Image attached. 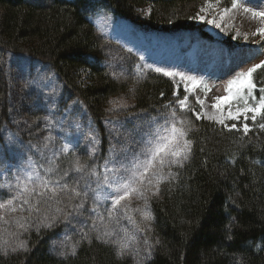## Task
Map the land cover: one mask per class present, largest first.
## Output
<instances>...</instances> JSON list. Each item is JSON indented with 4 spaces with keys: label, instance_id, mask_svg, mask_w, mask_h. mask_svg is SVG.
Returning a JSON list of instances; mask_svg holds the SVG:
<instances>
[{
    "label": "trees",
    "instance_id": "16d2710c",
    "mask_svg": "<svg viewBox=\"0 0 264 264\" xmlns=\"http://www.w3.org/2000/svg\"><path fill=\"white\" fill-rule=\"evenodd\" d=\"M203 1L0 0V143L12 114L7 55L25 53L50 65L70 99L86 107L102 135L105 156L109 140L104 122L110 101L134 89V111L155 114L183 98L184 92L173 79L155 71L136 85L132 78L118 82L106 65V44L111 42L98 34L95 20L110 15L149 31L198 32L211 39L194 22ZM222 4L229 7L230 0ZM84 57L95 60L85 63ZM252 79L259 99L264 68ZM241 94L247 95L246 90ZM184 114L191 128L190 159L181 168L173 166L175 178L161 183L159 194L149 200L153 219L147 239L153 250L143 264H264V130L259 128L264 120L251 121L245 134L193 112ZM60 220L37 230L40 218L33 216L26 231L12 229L28 239L29 247L26 252L0 254V264H136L133 256L119 257L114 245L90 237L78 241L75 256L54 255L50 241L63 231Z\"/></svg>",
    "mask_w": 264,
    "mask_h": 264
},
{
    "label": "rangeland",
    "instance_id": "374dc122",
    "mask_svg": "<svg viewBox=\"0 0 264 264\" xmlns=\"http://www.w3.org/2000/svg\"><path fill=\"white\" fill-rule=\"evenodd\" d=\"M211 3L213 4L211 8L207 6L206 0L197 6L194 15L195 25L201 27L214 40L231 44L236 48L232 54H228L223 45L211 43L199 36L198 33L172 35L146 31L137 25L113 18L110 15H104L95 20L98 34L111 42L110 45L105 43L107 46L106 65L110 74L118 82H128L132 78L136 85L135 82L137 83L155 68L182 72L196 77L199 81L198 86L193 89L190 81H181L179 76L169 77L173 79L177 87H182L183 92L185 87L189 89L184 110L180 109L177 100L174 104H167L166 107L157 110L155 114L135 112L134 89L128 95L114 99L113 101L119 100L127 107L109 112L108 109L112 105L108 106V116L104 125L106 126L109 148L110 146L115 147L121 155H123L122 146H126L130 151L138 150L140 145L135 141L139 138L138 133L148 123L144 118L151 116L162 120L170 114L173 108L176 109L177 116L186 122L190 121L184 112H193L196 117L199 114V117L217 124L219 123L215 119L210 120L207 117H217L221 114L226 116L225 104H222L220 108L212 107L214 98L227 95V85L232 79H236L240 72H246L248 68L264 60V35L256 34L258 29L264 28V19L253 17L251 12L246 13L243 10L244 7H249L253 11H264V0H239L237 3L242 6L228 13H223V9L230 8V6H223L221 0L218 4L216 0H211ZM202 7L206 9L205 12L200 11ZM145 10L149 11V9ZM221 14L224 17L222 21L219 18ZM200 15L206 17L205 21L202 22L197 18ZM250 18L258 20V24L248 25L247 20ZM212 19L220 23L221 28L207 22ZM253 46H261V49L253 51L250 49ZM129 55L131 56L129 57ZM242 64L243 67H241ZM137 66H142V75L135 71ZM160 73L163 74V72ZM7 76L10 84L9 106L12 114L9 125L3 129V139L0 143V170L7 173V180L11 181L15 174L13 165L20 168L26 167L29 159L34 162V167L40 171L42 176H48L53 180L62 172L70 171L76 158H79L82 164H86L89 170L95 167L97 172L102 175L103 165L109 157V151L105 156L101 152L102 135L86 107L77 100L70 99L63 82L50 65L25 53L8 54ZM206 88H209L210 91L206 92ZM196 97L204 101L203 106L196 102ZM231 103L235 104V102ZM193 109L194 111H192ZM49 115L52 117L53 124L56 125L52 129L45 128L44 125L45 117ZM250 116L251 114H249ZM108 121L112 123H108ZM251 121L250 118L247 121L250 130ZM225 123L228 125L236 123L237 128L243 129L241 125L244 120L243 117L240 121L226 119ZM48 135L53 137L51 141L45 140ZM93 135L95 144L90 142V137ZM67 141H71L78 147L74 154L70 151L61 155L60 147ZM93 148L95 155L90 157L89 152ZM53 152L57 154L54 159ZM49 168L53 170L45 172V169ZM167 171L168 169L165 168V172ZM79 175V173L70 171L68 179L71 180L72 176ZM88 180L92 183V188H95V178L88 177ZM81 186H83V182H81ZM108 191L107 188H103L99 192L100 200L95 205L103 213V222L91 212L94 194L90 189L82 209L70 212L68 217H61L59 223L63 231L61 230L57 237L50 241L51 253L58 257H65L59 253L62 251L70 253L71 245L76 244L84 233L90 238L97 239V231L93 230L95 223L96 229L113 231L117 237L123 238L126 233L129 236H134L135 241L132 248L138 249V253L135 255L126 254L133 256L136 259V264L146 262L149 259L147 254L149 251L151 258L153 249L147 247V245L152 247L150 240L147 239V230L152 220L146 222L139 212L134 211L144 208V200L134 193L128 200L122 201L113 217L109 218L107 209L112 207V198L105 199ZM152 197L149 194L148 207ZM125 205L129 208L127 213L123 211ZM15 215H21V213ZM23 215L26 216L27 213H23ZM6 218L11 219V217ZM30 220L28 221L29 225ZM2 224L3 222L0 221V225ZM3 226L7 227L9 233H14L10 237L11 243L24 242L28 249V239H24L14 232L23 230L16 227L14 223ZM30 227L31 225L27 229ZM37 228L47 230L50 227H45L41 223L37 224Z\"/></svg>",
    "mask_w": 264,
    "mask_h": 264
},
{
    "label": "snow or ice",
    "instance_id": "6c2138e0",
    "mask_svg": "<svg viewBox=\"0 0 264 264\" xmlns=\"http://www.w3.org/2000/svg\"><path fill=\"white\" fill-rule=\"evenodd\" d=\"M216 2L218 4L219 0H216ZM206 4L209 8L213 7L211 0H206ZM241 6V4L237 3V0H230V8L223 9V13H228ZM243 10L246 13L251 12L253 17L264 19V11H253L249 7H244ZM200 11L205 12L206 9L202 7ZM197 18L202 22L206 19L204 15H200ZM219 18L222 21L224 18L223 14ZM207 22L213 23L217 28H221V24L217 23L215 19ZM256 34L264 35V28L258 29ZM94 60V57H84L85 63H92ZM241 67H243V64ZM141 68L142 66H137L135 69L140 75L143 74ZM260 68H264V61L248 68L246 72H240L238 77L232 79L227 85V95L214 98L212 107L220 108L222 104H225L226 116L221 114L217 117L208 116L207 118L210 120L215 119L229 131L233 129L239 131L236 123L228 125L225 120L240 121L241 117H243L244 123L241 127L245 134L250 130L247 123L249 118L253 123L256 122L258 117L264 120V87L259 88L260 95L259 99H257L254 94L257 85L252 79L253 74ZM154 71L163 72L168 77L179 76L181 81H190L193 89L199 84L196 77L182 72L164 71L161 68H155ZM205 90L206 92L210 91L209 88ZM245 90L247 95H242L241 93ZM184 92V97L177 101L181 110H184L189 89L185 87ZM249 98H251L252 103H249ZM195 99L198 104L203 106V100L199 97ZM231 102H235V104ZM110 104L112 107L108 109L109 112L127 107L126 104L121 103L119 100L110 101ZM249 114H251L250 117ZM197 118H199V114H197ZM144 119L148 121L147 126L138 133L139 138L135 141L140 145L139 149L130 151L126 146H122L123 155H121L116 151L115 147L110 146L108 150L109 157L103 165L104 171L102 175L97 172L95 167L89 170L88 166L82 164L79 158L75 159L70 171L80 175L72 176L71 180L68 179L69 170L62 172L54 180L48 176H42L30 159L27 161L26 167L20 168L13 165L15 174L11 181L7 180V173L0 170V180H3V182H0V221L3 222L0 225V254L7 256L9 251L13 253L21 250L27 251L24 242L16 244L10 242V237L14 233H9L7 227L3 225L14 223L19 229L26 231L30 226L28 220L36 216L40 218V222L45 227H52L53 223L62 216L68 217L70 212H77V210L82 209L90 189L94 194L91 212L101 222H103V213L95 205L100 200L99 192L103 188L109 190L105 199L108 197L112 198V207L107 209L109 218L113 217L122 201L128 200L135 193L140 199L144 200V208H138L134 211L139 212L144 221H151L153 217L148 207V196L149 194L152 196L158 195L160 184L175 178L177 173L171 171L173 166L181 168L190 159L191 141L187 139V133L191 128L189 127L190 122H186L177 116L175 108L162 120L151 116ZM108 123L112 122L108 121ZM44 125L48 129L56 126L53 124L50 115L45 117ZM259 128L264 130V122L259 124ZM52 139L51 135L45 137L46 141H51ZM90 142L95 144L94 135L90 137ZM45 146L47 147V145ZM77 147L78 145L67 141L61 145L59 152L61 155H65L70 151L74 154ZM56 155L53 152V159ZM94 155L95 149L93 148L89 152V156L92 157ZM165 168L169 170L165 172ZM52 170L50 168L45 169V172H51ZM88 177L95 178V188H92V183L88 180ZM81 182H83V186H81ZM123 211L126 213L129 211L127 205L124 206ZM16 213H21V215H15ZM23 213H27V215L25 216ZM6 217H11V219ZM93 230L97 231V239L102 240L105 244L115 245L117 256L123 257L126 253L133 255L138 253V249L132 248V244L135 241L134 236H129L126 233L123 238H120L115 236L113 231L96 229L95 223L93 224ZM82 239H88L86 233L82 234ZM78 243L71 245L70 253L62 251L59 254L61 256L69 254L75 256ZM145 243L147 244V242ZM147 247L150 249L151 245H147ZM147 254L150 258V251Z\"/></svg>",
    "mask_w": 264,
    "mask_h": 264
},
{
    "label": "bare ground",
    "instance_id": "6f19581e",
    "mask_svg": "<svg viewBox=\"0 0 264 264\" xmlns=\"http://www.w3.org/2000/svg\"><path fill=\"white\" fill-rule=\"evenodd\" d=\"M247 24H248V25H255V24H258V20H256V19H253V20H252V19L250 18V19L247 20Z\"/></svg>",
    "mask_w": 264,
    "mask_h": 264
}]
</instances>
